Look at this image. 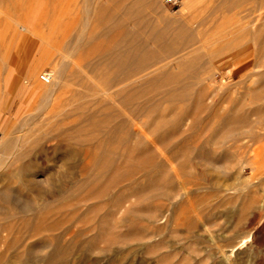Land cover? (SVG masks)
<instances>
[{
    "label": "rangeland",
    "instance_id": "obj_1",
    "mask_svg": "<svg viewBox=\"0 0 264 264\" xmlns=\"http://www.w3.org/2000/svg\"><path fill=\"white\" fill-rule=\"evenodd\" d=\"M228 1L155 0L142 9L148 22L135 23L140 31L144 26L143 33L154 25L168 29L169 35L183 25L194 32L197 44L204 43L185 59H199L197 74L207 75L200 84L207 86L205 102L216 113L198 109L193 124L188 117L181 131L168 133L160 140L165 143H159L150 133L154 114L130 111L145 104L143 97L127 105L101 97L96 92L104 71L86 75L89 87L72 76L62 80L55 71L62 59L72 60L69 64L75 68L73 61L88 54L61 49L65 40L79 30L98 32L97 17L107 12L120 15L121 5L110 0H0V144L5 141L7 146H0V189L20 190L33 207L19 210L13 203L15 196L11 200L0 196V264H264V159L252 152L253 146L264 143V122L255 123L250 113L256 106L264 109V102L254 99L264 85V0ZM127 21L126 26L132 24ZM178 54L165 59L173 72L179 70L174 63ZM159 59L124 86L128 90L146 87L161 69L155 68L165 61ZM42 72L51 73L49 82L39 78ZM183 73L186 77L191 71ZM43 88L52 92L39 109ZM92 88L97 90L94 95L87 94ZM161 94L153 99H161L160 107L171 106ZM102 108L109 109L111 116L99 112ZM93 109H98L96 115H84ZM222 112L234 115L233 120L248 114L251 126L233 129L224 143L203 144L220 125ZM120 120L131 134L128 151H123L118 135L103 127ZM70 125L76 127L57 134ZM249 130L246 138L237 139L238 132ZM35 139L40 143L31 146ZM144 146L154 147L148 152ZM73 149V165L64 164L62 157ZM22 151L33 158L29 173L41 187L48 188L45 177L53 175L49 193L38 196L13 175L19 164L15 155ZM122 152L123 159L118 157ZM183 154L189 165L182 163ZM150 230L157 236L147 238ZM93 234L98 239L84 244ZM151 246L153 252H147Z\"/></svg>",
    "mask_w": 264,
    "mask_h": 264
},
{
    "label": "bare ground",
    "instance_id": "obj_2",
    "mask_svg": "<svg viewBox=\"0 0 264 264\" xmlns=\"http://www.w3.org/2000/svg\"><path fill=\"white\" fill-rule=\"evenodd\" d=\"M154 1L155 0H110V2L112 4L116 3V4L121 5L122 11H121L120 15L113 14L112 12L100 14L96 19L97 23L99 24V28L101 27V29L98 32L95 30H93V31L91 30L87 33L83 30H79L76 32L74 37H71L70 39L67 38L62 46L60 43L56 42L57 44H60V46L62 47L61 49H63V50H68V51H70V50L71 51L81 50V51H87L88 54L86 56L82 57V59H80V61H73V63L77 66L75 68H73L74 66L72 67V65L69 64L72 62V60H70V61L63 60L62 56H61L62 60L60 61L59 66L57 65V68H55V71L59 72V74H60L59 78H61L62 80L66 79L67 76H72L76 79L77 82H79L84 87H89V83H88L87 79H85V77L88 78L86 76L88 73H98L100 71H104V76L102 77L101 86L98 89L99 91L95 90V88H92L94 90L87 92V94L94 95V93L97 91L96 93L100 94L101 97L103 95V97L106 96L108 99H114V98L119 99V101L122 105L130 104L134 100L135 97H143L144 98L143 102L145 104H141V107L131 108L130 111L131 112H144V113H148V114L153 113L154 114L153 120H155V123L154 124L152 123L153 126L151 127L150 133H151V135L154 136L153 138L156 141L158 140L159 143L160 142L165 143L164 139H163V141H160V140H162V137L166 138V136L169 135L168 133H170L172 136L174 134L173 132L181 131L182 125L187 124V123H185V120L188 117L193 118L192 124H193V122H195L194 118H196V116H197L196 112L198 109L209 110L213 113H216V109L214 107H212V105H208L205 102V99H207V97H208V90L206 88L207 86L203 87L204 85L200 86V84L202 82L201 81L202 78H204L205 76L207 77V75L205 74V76L202 77L200 74H197V71H196L197 66L199 64H201L198 62L199 64L197 65V61L199 59H185V57H186L185 55L194 53L199 48L204 47L203 46L204 43L201 42V43L197 44V42L194 40V37H193L194 32L192 33V30L190 28L184 27L183 25L179 26V28L176 26L177 29L174 30V28H173L174 31H172L171 34L169 35L168 34L169 31H167L168 29L167 30L166 29H156L153 25V27L149 28L148 32L147 31H146V33L144 32L145 38L144 37H142L143 39L140 38V34L141 33L144 34L142 32L144 26H142L143 23L140 22V21H143L145 19V16L143 14L142 9L152 5V3ZM222 1L223 0H221V2ZM231 1L237 2L238 0H230V2ZM228 2H229L228 0H224V3H228ZM94 8H96V7H94ZM100 8H101V4L98 5L97 11H99ZM86 10L88 11V8ZM127 20H131L132 24L131 25L129 24L128 26H126L125 22ZM127 22H129V21H127ZM137 22L139 25H140V23H142L141 24L142 31H140L139 28H135V23H137ZM149 23L146 25H149ZM166 24L168 25V22ZM170 25H172V24H170ZM21 27H22V29H26V30L28 29V27L24 26V25ZM169 29H171V27ZM104 38H107V40L105 41L104 44L101 45L99 41L103 40ZM55 46L59 47V45H55ZM212 46H213V44H212ZM58 47H57V49H58ZM174 53H179L177 55L178 60L176 62H174L176 64V67L179 68V70L176 72H173L169 67H167L170 63V60H165L168 55L174 54ZM67 54H66V56H67ZM160 55H162V57ZM64 56H65V54H64ZM158 58H161L165 61L162 64H160L159 66H157V67L155 66L156 67L155 69H159V68H161V69L158 70L157 73H155V75L151 76L147 80L148 82H147L146 87L144 86V87H138V88H134L132 90L131 89L128 90L124 86V85H126L127 82H129L130 79L132 80V77L135 74H137L140 70H142V68L148 67V66L153 65L154 63L158 62V60H157ZM161 59H159V60H161ZM184 70H188V73H189V71H191V73L188 76L184 77L182 75V74H184L183 73ZM48 74L50 75V80H51V73L48 72ZM44 83H47V82H44ZM195 84L198 86H196ZM202 84H203V82H202ZM123 86L126 88L125 90H124ZM115 87H119V89L116 91H113L112 89H114ZM40 91H41V94L43 95L44 98L42 99V103L39 105V109L42 108L43 106H45L44 103L47 101L46 99L49 97V93L52 92V91H49V88H43ZM157 93H162L161 94L162 100L166 101L167 103H170L171 106L166 105L164 107L163 106L160 107L161 99L160 100H154L153 99V97ZM95 95H97V94H95ZM96 98H97V96H96ZM211 99H214V98H211ZM254 99L256 100V102L257 101L261 102V103L264 102V85L260 86L259 91H257L256 94H254ZM96 100H98V99H96ZM211 101H214V100H210V102ZM100 102H101V100H100ZM173 103H174V105L176 104V106H172ZM79 108H80V106H79ZM81 109H83L82 106H81ZM97 111H98V109H93L84 115L86 117H93L94 115L97 114ZM109 111L110 110L109 109L107 110V108H102L99 110V112H102L105 116H111V114H110L111 111L110 112ZM250 113L256 117L255 123L256 122L257 123L264 122V121H262V120H264V109H260V107L256 106L250 110ZM223 114L218 115L220 117V120H221L220 125H218L217 128H213L211 130V133H210L209 138L207 140L201 141V142H203V144H206L208 142L213 144V145L219 144V143H224V141L226 140L228 135H231L230 133L233 131V129L238 130L241 127L247 128V127L251 126L250 120L248 119V116H247L248 114L244 115L241 113V116L239 118H235L234 120L236 122V125H231V123H230V121L233 120L232 118H234V115L228 116V115H225V114L223 115ZM167 115L168 116L170 115L172 117V121H167L165 119V116H167ZM170 120H171V118H170ZM19 125H21V124H19ZM71 127L72 128L76 127V125L67 126L63 129L59 130V132L57 134H60L64 131H67ZM103 127L105 128V131L107 133L109 132L111 135H114V136L118 135L119 136V141H120L119 143L122 145L123 151L125 149L127 151L129 150L128 148L130 147V143H131V142L129 143V138L131 137V134H130L128 128L126 127L125 121L120 120L117 123H113V124L107 123ZM102 130H103V128H102ZM246 130H243V131H246ZM34 131H35V129H34ZM249 132H250V130L248 131V133L247 132H245V133L238 132L237 133V139H244V137L246 138V136H247V134H249ZM45 133L46 132L43 131V134H45ZM47 133H49V132H47ZM182 136H184V135H182ZM149 137L150 136H148V138ZM184 138H185V136H184ZM137 139L138 138H136V141H139ZM40 140L41 139H35L33 141V143L31 144V146L39 144ZM14 141L15 142L12 143L13 144L12 147H14V149L10 152L12 154H13L14 150H16L15 145H16L17 140H14ZM183 142H185V140H183ZM197 142H198V140H197ZM164 143H162V144L164 145ZM238 143H239V141H238ZM203 144L198 143L196 145L201 146ZM157 145H158V143H157ZM157 145L153 150H155L157 148ZM159 145L161 146V144H159ZM240 145H242V143ZM0 146L3 149L7 147L5 144V141H4V143H1ZM148 146H144V147H142V149L145 151L151 152V150L154 146L150 147L151 149ZM238 146H239V144H238ZM171 147H173V146H171ZM180 147H182V146H180ZM238 148H236V149H238ZM199 149L202 150L201 148H199ZM75 150L73 151L72 154L67 155L65 157H62L61 161L64 164H67V165L72 164L73 165V157L75 155ZM177 151H179V150H177ZM166 152H169V151H166ZM252 152H253V156L255 158L264 159V143L253 146ZM172 153L174 154V151ZM185 153H187V152H185ZM27 155L28 154L24 151L17 153L15 155L16 157L14 159L19 164L15 168L13 175L16 176V178L21 183V185H24L29 191L33 192L34 194L39 196L41 194L49 193V181L52 180L53 175H51V174L49 175V173H48L47 176L45 177V182L48 184V188L47 187L46 188L41 187L38 184V182L34 179L33 175H31L29 173L30 172L29 167L32 166L33 158L28 157ZM199 155H200V153H199ZM26 156L28 158H26ZM182 156H183L182 158H184L182 163H185L187 161L186 156L184 154ZM118 157L123 159V157H125L124 152L120 153V155H118ZM173 157H175V156H173ZM164 158H162V159L164 160ZM193 158H196V157H193ZM165 159H167V158H165ZM187 159H188V157H187ZM113 160H116V158H114ZM155 161L157 162V160H155ZM166 161H169V160L167 159ZM188 161H190V160H188ZM180 162H181V160H180ZM187 164L189 165V162ZM178 165H179V163H178ZM180 165L182 166V164H180ZM66 167L69 168V166H66ZM178 169L180 170L179 166H178ZM174 170L176 171V169H174ZM175 171H174V173H176ZM70 173H71V171H70ZM4 174L5 173H3L2 175H4ZM201 175H203V174H201ZM9 176H12V174L10 173ZM158 176H159V174H158ZM163 176H164V174H163ZM213 176H214V173H213ZM68 177H69V175H68ZM219 177H221V175ZM216 179L214 181H216ZM192 184H194V183H192ZM182 188H184V187H182ZM159 194H161V196H162L163 193L159 192ZM12 195L15 196V198H13L14 199L13 201H15V202H13V203H14L15 207L18 208L19 210H27V209L33 208L32 203L30 202L31 200L29 199L30 200L29 201L27 199L28 197H23L24 195L23 196L21 195L20 190L14 191V190H12L10 188H6V187L0 189V196H2V198L6 199V200H9V199L11 200ZM150 212H148V214H147V219L149 221L153 217L152 213H150ZM160 218H161V216H160ZM151 222H152V220H151ZM99 224H98V226H99ZM148 224H150V222ZM157 234L158 233L156 231L150 230L146 237L147 238H154L155 236H157ZM158 236H160V235H158ZM98 237H99L98 234H93L92 236L88 237L87 239L85 238L84 244L90 245L91 243L95 242L98 239ZM144 237H145V235H144ZM163 237H160L159 242H162ZM81 248H82V246H81ZM147 252H150V253L153 252V246H151ZM146 264H151V263H150V261H146ZM154 264H156V263L154 262Z\"/></svg>",
    "mask_w": 264,
    "mask_h": 264
},
{
    "label": "built area",
    "instance_id": "obj_3",
    "mask_svg": "<svg viewBox=\"0 0 264 264\" xmlns=\"http://www.w3.org/2000/svg\"><path fill=\"white\" fill-rule=\"evenodd\" d=\"M166 2L169 3H175L176 0H166ZM39 78L43 81V82H48L50 80V75L48 74V72H42L39 74Z\"/></svg>",
    "mask_w": 264,
    "mask_h": 264
}]
</instances>
